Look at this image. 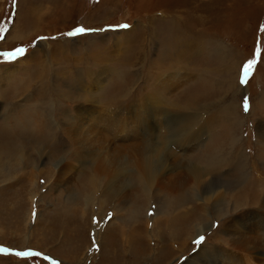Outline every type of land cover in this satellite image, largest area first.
Instances as JSON below:
<instances>
[{
    "label": "rangeland",
    "instance_id": "374dc122",
    "mask_svg": "<svg viewBox=\"0 0 264 264\" xmlns=\"http://www.w3.org/2000/svg\"><path fill=\"white\" fill-rule=\"evenodd\" d=\"M0 27V264H195V259L224 264L221 249L225 257L230 252L239 260L230 264H264V253L257 255L259 262L253 260L233 247L237 236L226 231L233 215L255 209H234L239 193L245 196L253 186L264 198V144L256 132L264 127V0H0ZM17 48L25 54L6 61L4 54ZM249 61L255 63L241 84ZM94 73L102 77L96 91L88 87ZM175 73L183 81L175 92L165 93L166 113L200 115L206 125L183 166L213 169L197 188H217L222 197L206 204L190 196L189 185L190 199L175 206L168 193L154 189L145 208L140 188L131 181L129 203L116 202L112 209L109 201L101 207L95 198L86 205L90 167L73 162L66 118L76 117L78 107L93 106L102 115L97 126L87 127L88 140L127 155L128 147L140 141L134 113L154 97L149 89L156 79ZM89 93H95L92 99ZM112 113L114 119L127 118L128 138L114 132L113 124L104 125ZM169 116L165 120L173 128L178 120ZM42 120L51 129L41 132ZM18 148L24 151L21 166ZM61 160L74 166L69 175H60L64 183L39 174L55 170ZM31 178H36L34 188ZM29 192L35 194L32 201ZM142 212V220L133 219ZM202 224L205 232L196 239V232L191 234L184 248L177 242L175 251L169 247L187 228ZM138 225L148 237L128 249L124 234H142ZM257 230L254 238L264 242V230ZM152 231L159 232L153 236ZM17 252L40 255L18 257Z\"/></svg>",
    "mask_w": 264,
    "mask_h": 264
},
{
    "label": "bare ground",
    "instance_id": "6f19581e",
    "mask_svg": "<svg viewBox=\"0 0 264 264\" xmlns=\"http://www.w3.org/2000/svg\"><path fill=\"white\" fill-rule=\"evenodd\" d=\"M147 31L148 30H145L143 33V37H145V39H147V37H148ZM152 33H153V29H152ZM149 38H151V37H149ZM94 74H95V76L92 75L91 85H89L88 87H94V91H96L97 87H98L97 85L99 84V82H97V81H100V79H102V77H101V75H99L97 73H94ZM167 76L168 75L162 74V76L158 80L157 79L155 80V83L149 89L150 95H154V97L153 98H151V96L147 97L148 101H146V97H144L143 99L146 101V104L143 106V110H139L137 112L135 111L136 113H134V114H136V116H139V120H140L139 123L137 124V127H138V134L137 135L139 136L137 138L140 141H138L139 144L136 147H133V146L131 148L128 147V152L130 154L129 158H128V152H127V155H123V153L121 151L106 148V147H100V146L96 145L95 141L90 142L91 140L90 141L88 140L89 138L86 134L87 130H88L87 127L90 128V126H92V125L97 126L96 125L98 123L97 119H99V118H97V115H102V114H98L99 111H97V110L93 111L92 110L93 106L88 108V109H86V107H82V106L78 107L76 110V117L66 118L69 121V124L67 125V129H68L67 133H68V135L72 136V138H73L72 141H73V144L75 146L74 147L75 152H74L73 162L81 164V165L88 163V165L90 167L89 168L90 172L88 171V174L86 176L87 180L84 183V188H86L87 190H90V193H87V195L85 194L86 196L84 195V197H83V200L85 201L86 205H89L90 202L94 203L95 198H96L95 200H97V203L99 204V206L101 205V207L106 201H109V203H111L112 209L117 208L116 202L121 201V203H123V204H125L127 202L129 203L130 197H129V194L127 195L126 193L129 192L128 190H129L131 181L135 182V184H134L135 187L140 188V200H141V202L144 203L143 207H145V208H147L146 207L147 204H150V192L154 189H157L158 192L168 193L169 194L168 196H170L171 199L174 200L172 202L175 203V206L186 203L190 199V196H193V197L196 196L198 198V200H202L206 204L212 202L213 200H218L222 197L221 194L216 193L217 188L209 189L210 188L209 187L208 188L209 190H205L203 188H200V189L197 188L198 186H200L199 184L202 183V180L204 179V177H206V175H209L213 172V169L208 168V167L207 168H199V167L193 166L191 164H188V165L184 164V166H183V163L185 162L186 153H188L187 150L189 148H194V147H197L198 145H200V143H201L200 138L204 134V129L206 128V125L204 122L201 121L203 116H200V115L188 114V115H186L185 118H182L180 116H174V114L172 115V117H170L168 115V113H166L165 108H164L165 103L163 104L165 93L167 92L166 95H168V92H170V91L175 92L177 90V87H178L175 85L180 86V82L183 81L180 78L178 79L179 75L176 73L174 75L169 76V78H167ZM26 86H24V87H26ZM230 87H231V85H230ZM157 90L159 92H156ZM89 94H91V99L95 95V93H89ZM119 99H120V97H119ZM196 103H199V102L198 101L193 102V104H196ZM105 109H106V107H105ZM99 110H101V109H99ZM188 110H191V109L188 108ZM204 110H205V106H202L199 108V112H203ZM128 113H129V111H128ZM113 114L114 113H112L110 115L111 117L109 116L108 119H105V121L103 122L104 125L106 127H108V126H111L113 124L112 128L114 129V132H116L117 134L118 133L123 134L124 136H126V138H128V134L126 133V129H127L128 125L125 123L126 121H123V120H126L127 118L124 116L123 119H119V118L114 119ZM168 116L170 118H173L174 120H178V122L176 124H174L175 126H173V128L165 120L168 118ZM162 119H163V121H161V123H160L161 127H160V125L157 121L162 120ZM147 120H149L150 122L149 121L147 122ZM56 121L60 122V120H56ZM217 122H219V121H217ZM148 124H150L149 127H148ZM40 125H42L41 126V132L47 131L48 129H51L50 123L48 121L42 120V122H40ZM162 125H163V127H162ZM151 128H152V131L150 130ZM256 129H257V131H256L257 132V138L260 139L262 141V143L264 144V127L257 126ZM56 130L59 131L60 129L59 130L56 129ZM51 131H53V129ZM100 133H99V135H100ZM94 140H99V139H96V137H95ZM134 140H136V139H134ZM35 141H36V139H35ZM31 142H33V141H31ZM125 145H123V147ZM170 145L172 146V148L170 147ZM20 147H22V146H20ZM125 148H126V146H125ZM20 150L21 149H19L18 151H20ZM23 152L24 151H20V154H19L20 157H17L20 159L19 162H16L19 165L21 163L25 162V159H23ZM38 153H39V151H38ZM106 153L108 155H106ZM239 153L240 152H238V154ZM165 155H167V158L164 157ZM9 156H10V154H9ZM131 157H133L134 159ZM16 163H14V164H16ZM212 165H209V167H211ZM13 166H15V165H13ZM54 167H55V170H53L51 168H46L45 171L41 170V172L39 174H45L47 180H49V181L52 178H54V179L58 178L59 181L57 180V182H56L57 184H60V182L64 183V181H65L64 176L61 178L60 175H62L63 173H64V175H69V173H68L69 169L74 168V166L72 164H69V162L67 164L63 163L62 160L57 162L54 165ZM18 169L19 168H17V170ZM54 171H56V172L54 173ZM29 181H30V179H29ZM29 185L33 188L35 186H37L36 185V178H33V179L31 178ZM189 185L191 187V190L190 189L189 190L192 191L194 195L189 196V194L187 193L186 189L189 188ZM251 187L253 188V190H251V191L248 190L245 196L243 194L242 197H239L240 193L239 194L237 193L238 194L237 199H236L237 201H236V204L234 205V209L238 210L241 207H243V205L247 206L245 208L254 207L255 209H247V211L241 212L239 215H233L231 217L232 220L228 224H226V231L231 235L233 234V235L237 236V238L235 240H232V242H231V244L233 245V247L235 249L239 250L240 252H244V253L249 252L248 255H252L253 260L259 262L260 258H257V257L264 253V242L260 241L259 238L258 239H255V238L257 236H259V234H258L259 232L257 229H259L260 232H261V230H264V198L262 197L263 195L260 196L259 194H257V193H260L261 190L258 191L259 189H256V187H253V186H251ZM261 189H263V188H261ZM29 195H30L29 200L32 201L35 198V194L29 192ZM133 202L134 203H132V204H136V201H133ZM204 208H205V210H207V206ZM142 214H143V212L141 214L140 213L134 214L133 219L134 220H136V219L142 220L143 219V218H141ZM260 215H262V217ZM207 216L208 215L206 213V216H205L207 218L206 220H210V216H208V217ZM81 218H84V217L82 216ZM141 220H138L137 222H140ZM192 222H193V220H192ZM206 226L202 224V225H195V227L193 226L189 230L187 228L184 231V234L180 237V239L178 236H176L175 238L173 237L174 239H172V237H171L172 246L169 244V247H173L174 251H175V248H178L177 245H175L176 242L181 246L186 245L188 242L187 240L190 239L192 241V239L194 238V235H193V237H191V234L196 232L195 233V235H196L195 239H196L198 236H200L201 234H203L205 232ZM156 228H158V227H156ZM170 228H171V226L169 225L168 229L170 230ZM138 229L140 230L139 225H138L136 230H138ZM143 230H140L142 232V234H137L136 231L134 233L128 232V234H124L123 243L124 242L128 243V247H129L128 249L132 248L133 246L134 247L135 246L140 247L139 244H142V242L139 243L138 239H141L142 236H144L145 238L148 237L149 231L147 232V230H145V231H143ZM188 231H191V233L189 234ZM158 232L154 233L152 231L153 236L158 234ZM215 234L217 235V233H215ZM218 244H219V242H218ZM182 247L184 248V246H182ZM225 250L226 249H221L220 251H223V253H225ZM220 251H218L216 249L215 254H218ZM223 253L221 254L220 258H222L221 260H223L225 262L224 264H228V263L230 264V262L235 263V262L239 261L238 259L236 260L235 255L233 253L227 252L228 257H225L223 255ZM197 254H200V252H198ZM204 258H206V257H204ZM190 260H191L190 262H193L192 260H194V257L192 256V258H190ZM193 263L197 264L198 262L195 259V262H193ZM201 264H213V261L212 260H205Z\"/></svg>",
    "mask_w": 264,
    "mask_h": 264
},
{
    "label": "snow or ice",
    "instance_id": "6c2138e0",
    "mask_svg": "<svg viewBox=\"0 0 264 264\" xmlns=\"http://www.w3.org/2000/svg\"><path fill=\"white\" fill-rule=\"evenodd\" d=\"M13 4H15V0H13ZM121 27L122 28H127L129 26L128 25H122ZM261 30L264 31V27H262ZM3 31H4V28L0 27V32H3ZM76 31L77 32H83L84 29L78 28ZM69 35H74V33H70ZM24 54H25V49L17 48L14 52L4 54V59L6 61H12L14 58L21 57ZM254 63H255V61H249L243 66L242 78H241V81H240L241 84H245L246 83V79L249 76V73L251 72L252 66H253ZM244 110L246 112L249 110L247 98H245ZM15 255H17L18 257H28V256H38V255H40V253H35V252H17V253H15Z\"/></svg>",
    "mask_w": 264,
    "mask_h": 264
}]
</instances>
